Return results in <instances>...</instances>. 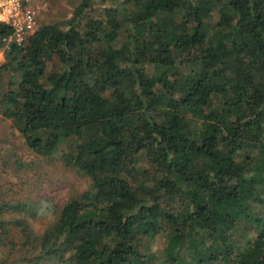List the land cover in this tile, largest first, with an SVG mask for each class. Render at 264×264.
Instances as JSON below:
<instances>
[{"label":"trees","instance_id":"obj_1","mask_svg":"<svg viewBox=\"0 0 264 264\" xmlns=\"http://www.w3.org/2000/svg\"><path fill=\"white\" fill-rule=\"evenodd\" d=\"M5 53L0 113L88 185L0 200V264H264V0H81Z\"/></svg>","mask_w":264,"mask_h":264},{"label":"rangeland","instance_id":"obj_2","mask_svg":"<svg viewBox=\"0 0 264 264\" xmlns=\"http://www.w3.org/2000/svg\"><path fill=\"white\" fill-rule=\"evenodd\" d=\"M80 1L26 0V5L36 13V31L43 24L69 19ZM87 185L88 178L67 167L61 153L47 157L31 150L11 120L0 113V200L30 205L40 198L51 197L55 202L63 203ZM47 221L45 215H38L32 223L42 229ZM14 230L12 232L17 235ZM10 250L0 244V258L7 257L12 262L15 253Z\"/></svg>","mask_w":264,"mask_h":264},{"label":"built area","instance_id":"obj_3","mask_svg":"<svg viewBox=\"0 0 264 264\" xmlns=\"http://www.w3.org/2000/svg\"><path fill=\"white\" fill-rule=\"evenodd\" d=\"M0 23L13 27V33L6 38L5 47L0 49V67L6 61L5 48L11 42L24 43L26 38L35 32L36 13L26 0H0Z\"/></svg>","mask_w":264,"mask_h":264}]
</instances>
